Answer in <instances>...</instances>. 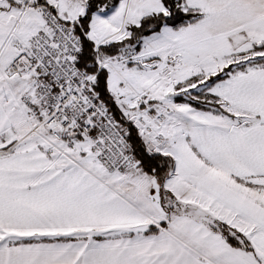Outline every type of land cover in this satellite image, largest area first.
Listing matches in <instances>:
<instances>
[{"label": "snow or ice", "instance_id": "1", "mask_svg": "<svg viewBox=\"0 0 264 264\" xmlns=\"http://www.w3.org/2000/svg\"><path fill=\"white\" fill-rule=\"evenodd\" d=\"M0 264H264V0H0Z\"/></svg>", "mask_w": 264, "mask_h": 264}]
</instances>
